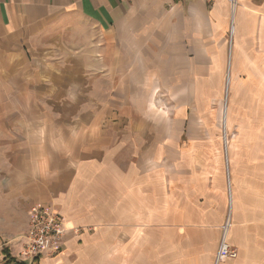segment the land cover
<instances>
[{"label":"crops","instance_id":"crops-1","mask_svg":"<svg viewBox=\"0 0 264 264\" xmlns=\"http://www.w3.org/2000/svg\"><path fill=\"white\" fill-rule=\"evenodd\" d=\"M230 56L233 86L260 89L264 0H237L233 17L227 0H0V264H15L36 204L68 229L36 264L111 251L153 264L155 220L217 227L229 182L227 238L240 229L241 241L218 264H264V166H153L154 93L185 106ZM215 248L183 246L179 264H214Z\"/></svg>","mask_w":264,"mask_h":264},{"label":"rangeland","instance_id":"rangeland-1","mask_svg":"<svg viewBox=\"0 0 264 264\" xmlns=\"http://www.w3.org/2000/svg\"><path fill=\"white\" fill-rule=\"evenodd\" d=\"M228 65L229 59L225 70L227 72ZM227 72L219 74L217 83L213 84L214 88L203 91L200 96L199 92H196L195 96L192 90L186 89L185 106L178 107L177 100L172 97L167 101V94L162 99L164 94L161 91L154 93L153 166H264V84L260 89L248 90L247 85H242L240 77L236 87L233 86L232 81L225 86ZM137 95L140 98L141 92H137ZM224 96L227 99V149L222 128ZM150 105L153 106L152 101ZM166 118L168 124L165 123ZM166 127L170 134L168 139L162 138L165 137ZM231 152L234 155L232 163L231 161L229 163ZM247 156H249V161H246ZM225 184V211L217 227L213 224L190 222L177 225V218H170L168 224L155 220L153 234H151L155 246L153 264H179L177 254L183 246L207 249L214 245L216 239V248H218L223 239V226L226 225L231 214L227 201L229 190ZM200 202V205L204 204L203 200ZM216 205L215 201L213 206ZM49 206L60 213L54 206ZM151 235L149 234L148 237ZM134 237H131L132 242L135 241ZM137 239L144 241L145 232L143 234L139 232ZM118 240L119 244L127 245L130 237L121 235ZM236 240L241 241L240 229L239 233L232 234L225 241L235 249ZM129 253V251L107 252L103 264H129V258L122 256ZM237 258L238 251L237 257L225 260L234 261ZM26 264H36V261L26 262Z\"/></svg>","mask_w":264,"mask_h":264},{"label":"built area","instance_id":"built-area-1","mask_svg":"<svg viewBox=\"0 0 264 264\" xmlns=\"http://www.w3.org/2000/svg\"><path fill=\"white\" fill-rule=\"evenodd\" d=\"M205 1L212 4L215 0ZM227 2L233 17L237 0H227ZM67 230L63 216L54 211L49 205L36 204L31 206L26 233L22 238L23 243L17 255V260L32 263L43 256L58 254L62 248L63 238ZM235 257H237V251L222 239L214 258V264Z\"/></svg>","mask_w":264,"mask_h":264},{"label":"bare ground","instance_id":"bare-ground-1","mask_svg":"<svg viewBox=\"0 0 264 264\" xmlns=\"http://www.w3.org/2000/svg\"><path fill=\"white\" fill-rule=\"evenodd\" d=\"M230 66H231V56H230V59H229V70H228V72L226 73V76H225V86H228L230 84V81H231ZM226 113H227V99L224 96L222 128H223V137L225 138L226 149H227L228 148V139L226 137V130H227V119H226V115L227 114ZM228 188L230 189V182H229ZM230 226H231V222H230V215H229L228 220L226 222V225L223 226V239L224 240L228 239L227 238V232H228Z\"/></svg>","mask_w":264,"mask_h":264},{"label":"trees","instance_id":"trees-1","mask_svg":"<svg viewBox=\"0 0 264 264\" xmlns=\"http://www.w3.org/2000/svg\"><path fill=\"white\" fill-rule=\"evenodd\" d=\"M3 253L5 255V257H4L5 262L9 263L10 261H13L12 258L9 257V254L7 253L6 250H4ZM15 264H26V262H20V261L15 260Z\"/></svg>","mask_w":264,"mask_h":264}]
</instances>
